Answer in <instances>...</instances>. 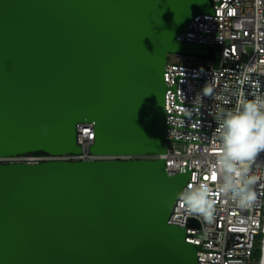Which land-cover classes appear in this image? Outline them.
Masks as SVG:
<instances>
[{"label":"water","instance_id":"water-1","mask_svg":"<svg viewBox=\"0 0 264 264\" xmlns=\"http://www.w3.org/2000/svg\"><path fill=\"white\" fill-rule=\"evenodd\" d=\"M212 0H0V159L164 154L169 54ZM46 126V132L43 127ZM164 159L0 161V264H197ZM264 259V258H263ZM264 264V262H263Z\"/></svg>","mask_w":264,"mask_h":264},{"label":"built area","instance_id":"built-area-1","mask_svg":"<svg viewBox=\"0 0 264 264\" xmlns=\"http://www.w3.org/2000/svg\"><path fill=\"white\" fill-rule=\"evenodd\" d=\"M211 13L197 15L177 40L218 49L217 60L169 54L164 70L166 138L164 154L94 155L93 123L77 124L80 154H27L5 163L45 161L164 159L169 175L189 171V185L207 184L214 200L211 221L188 210L178 195L168 224L185 230L197 248V264H262L264 258V152L252 163L256 199L241 208L219 190L215 167L223 113L245 99L264 97V0H212ZM211 53V51H210ZM210 56V55H209ZM171 58V60H170ZM207 86L210 91L203 93ZM180 192V193H181ZM179 193V194H180ZM261 257H256V251Z\"/></svg>","mask_w":264,"mask_h":264},{"label":"clouds","instance_id":"clouds-1","mask_svg":"<svg viewBox=\"0 0 264 264\" xmlns=\"http://www.w3.org/2000/svg\"><path fill=\"white\" fill-rule=\"evenodd\" d=\"M210 89L205 86L203 93ZM43 132H46V126ZM219 151L215 167L219 174V192L247 208L256 199L255 177L250 175L252 163L264 152V97L245 99L238 108L223 113L219 129ZM207 184L189 185L180 199L192 213L211 221L215 213L214 200Z\"/></svg>","mask_w":264,"mask_h":264},{"label":"trees","instance_id":"trees-1","mask_svg":"<svg viewBox=\"0 0 264 264\" xmlns=\"http://www.w3.org/2000/svg\"><path fill=\"white\" fill-rule=\"evenodd\" d=\"M217 53H218V49H215V51L211 50L210 57H214V56L217 57ZM34 154H45V153L37 152V153H34ZM256 257L258 259L261 257V251L259 249L256 251Z\"/></svg>","mask_w":264,"mask_h":264},{"label":"rangeland","instance_id":"rangeland-1","mask_svg":"<svg viewBox=\"0 0 264 264\" xmlns=\"http://www.w3.org/2000/svg\"><path fill=\"white\" fill-rule=\"evenodd\" d=\"M213 51H215V49H213ZM208 58L211 59V60H214V61L217 60L216 56H214V57H210V56H209V57H207L206 59H208ZM170 60H171V58H170ZM171 61H172V60H171Z\"/></svg>","mask_w":264,"mask_h":264},{"label":"bare ground","instance_id":"bare-ground-1","mask_svg":"<svg viewBox=\"0 0 264 264\" xmlns=\"http://www.w3.org/2000/svg\"><path fill=\"white\" fill-rule=\"evenodd\" d=\"M263 262H264V259H263ZM263 262H262V264H263Z\"/></svg>","mask_w":264,"mask_h":264},{"label":"flooded vegetation","instance_id":"flooded-vegetation-1","mask_svg":"<svg viewBox=\"0 0 264 264\" xmlns=\"http://www.w3.org/2000/svg\"><path fill=\"white\" fill-rule=\"evenodd\" d=\"M34 154V153H33Z\"/></svg>","mask_w":264,"mask_h":264}]
</instances>
